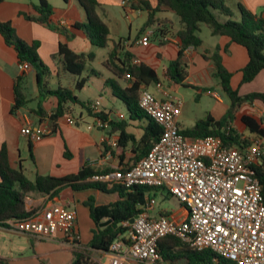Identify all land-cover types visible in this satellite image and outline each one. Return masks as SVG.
I'll return each instance as SVG.
<instances>
[{"label":"crops","instance_id":"crops-1","mask_svg":"<svg viewBox=\"0 0 264 264\" xmlns=\"http://www.w3.org/2000/svg\"><path fill=\"white\" fill-rule=\"evenodd\" d=\"M47 1L54 11L50 24L52 27L59 28L58 30L27 19V16H38L35 6L39 4V0H5L0 4V22H10L16 34L22 40L28 43L40 42L38 53L42 61L50 68L51 76L46 78V84L51 90H55L59 86L73 89L80 78H86L88 82L77 93V96L82 102L93 103L99 100V97L84 100L78 95L89 86L92 74L103 80L105 86H107L106 81L114 78V75L108 69V74L104 75L91 67L98 58L99 52H97V47L90 42L84 31L75 27L78 23L86 22V13L78 1ZM97 1L107 12L104 21L109 25L111 31V41L107 48H103L107 49V52L103 56V61H101L102 65L112 52L115 43L123 40L124 51L120 52L121 59L124 58V52H130L134 61L152 67L159 75L161 84H152L149 90L153 87L155 89L153 93L159 99H165L166 94L172 95L173 91L177 92L179 85H182L177 84L166 75L168 65L177 60L180 50V43L176 34L181 29V24L177 15L169 9L162 8L155 18L158 21H164L165 26L174 36L162 37L154 34L147 45H140L138 42L147 31L144 27L148 21L149 12L138 5V0H129L127 6L123 5L124 0ZM146 1L152 8L157 7L158 0ZM226 2L236 13L237 19L240 17L238 13L239 4L252 13L264 17V0H226ZM157 26L159 25L157 24ZM151 29L154 31L155 27L148 30ZM202 30L200 36L203 40V46L198 50L189 48L183 56V62L188 66V77L185 83L197 90L200 94L198 98L201 97V90L213 91L218 87L222 89L215 64L205 57L210 58L216 48L219 49L223 66L232 75L231 86L234 90H239L241 95L253 92L264 93V71L252 83L241 85L242 69L249 62L247 49L233 43L229 37L213 35L210 29L204 37L202 36ZM160 40L164 42V45L160 44ZM61 43L67 45L76 53L88 54L94 52L96 54L95 61L90 63L85 71L89 73L88 77H83L82 74L81 77L77 78L56 66L52 56L58 52ZM94 72L98 75H95ZM20 75L22 73L19 70L17 51L15 48L8 46L0 34V150L6 144L12 167L19 168L20 165H23L30 179H34L36 174L64 177L78 173L85 166H95L99 169H110L116 172L121 169L124 170V168H130L145 158L146 150L143 146L139 147V141L145 134L148 120L146 118L131 120L127 107L120 104L109 86L107 87H109L108 91H110L112 100L110 104L106 105L102 102L100 108V111L107 116L108 129L95 128L96 118L89 115L88 111L79 104L72 105L69 113L60 118L54 126L50 120V115L53 114L58 105V100L55 97L49 96L43 103L48 116L42 121L31 114L30 110L36 108L37 99L40 95L34 70L25 75L28 93L30 87L36 84V90L31 91L34 93L32 98L29 93V98L33 102L28 107L13 114L12 109L15 105L14 86ZM120 83L127 86L125 81H120ZM100 96H102L101 92ZM216 101V106L208 111L205 116L210 114L216 121H220L226 116L230 101L227 97H219ZM244 114L256 119L264 118V107L259 102L245 104L239 113V117ZM121 115H123V118L120 117ZM68 116L75 118L77 125L68 124ZM201 119H198V121ZM185 121L183 108L179 119L181 129H189L195 126L186 127ZM111 122L115 125L127 123L125 132L134 136L136 141L127 140L124 145H119L120 132H111ZM29 123L34 127L46 128L48 134L36 142H31L28 137L21 134V129ZM231 125L244 137H255V135L249 133L238 119ZM90 126L93 128L90 129ZM113 140H117L116 146L113 145ZM67 153L70 157H66ZM159 193L165 199L171 196L167 192L168 196H166L163 190H159L157 195ZM91 198L97 206H103L117 202L119 195L116 192L105 193L96 189L75 192L71 188H66L57 196L34 193L27 197L26 208L29 212H36L54 204L68 205L74 210L77 214L79 242L72 244L61 236L53 240H39L18 233L8 227H0V264L1 260L6 261L8 264H40L42 262L45 264H71L77 251L89 252L95 260L101 264H106L110 259L108 253L88 248L93 238V232L96 230V225L90 215V209L86 205ZM161 215H168L176 221H180L184 219L186 211L183 207L181 213H174L169 209L155 206L151 216L158 218ZM160 264L167 263L161 261Z\"/></svg>","mask_w":264,"mask_h":264},{"label":"trees","instance_id":"trees-1","mask_svg":"<svg viewBox=\"0 0 264 264\" xmlns=\"http://www.w3.org/2000/svg\"><path fill=\"white\" fill-rule=\"evenodd\" d=\"M4 1L0 0V4ZM77 1L86 13V22L78 23L75 27L84 31L95 47L107 48L111 41V31L109 25L104 21L107 14L105 8L97 0ZM138 2L139 6L149 12V18L144 29L148 30L155 27V36H174L165 26L164 21H158L155 18L162 8L173 11L180 20L181 29L176 34L180 43L178 58L168 65L166 71V75L177 84L191 87L185 83L188 77V66L183 62V56L187 49L198 50L203 46V40L200 36L203 26L209 28L213 35L229 37L233 43L247 49L249 62L242 69L241 85L252 83L264 71V17L252 13L241 4L238 5L240 17L237 19L236 13L227 4L226 0H158L156 8H152L146 0H138ZM35 10L38 16H27L28 20L46 25L54 30L59 29L52 27L50 24L54 11L47 0H39ZM0 34L8 46L16 49L19 63H30L36 72L40 95L37 99L36 108L30 110L32 115L41 121L48 116L43 103L49 96H53L58 100L57 108L50 115V120L54 126L60 118L69 113L70 107L75 104L81 105L88 111L89 115H93L92 103L82 102L77 96V93L87 84L88 79L80 78L73 89L59 86L57 89L51 90L46 84V78L51 76L50 68L42 61L38 53L40 42L28 43L22 40L16 34L10 22H0ZM123 43V40L115 43L112 52L103 62V66L114 75V78L106 81V85L112 89L114 97L127 107L131 120L143 118L148 120L145 134L139 141V147L143 146L147 155L160 139L162 130L140 109L139 99L142 90L149 89L152 84L160 85L161 80L152 67L135 63L130 52H124V58L121 59L120 52L124 51ZM160 44L164 45V42L160 40ZM205 57L215 64L222 91L229 99L230 106L222 120L216 121L209 114L204 119L199 120L194 127L181 129V133L192 138L220 137L225 145L244 149L251 143L252 138L244 137L236 128L232 127L231 124L238 119L249 133L264 138V118L256 119L245 114L239 117V113L245 104L259 102L264 107V93L253 92L241 95L239 90H234L231 86L232 75L223 66L218 48L213 51L210 58ZM95 59L96 54L94 52L88 54L76 53L62 43L59 45L58 52L52 56V60L59 69L61 68L64 72L77 78L81 77L88 65L94 62ZM94 74L98 75L95 72ZM25 75L18 76L15 81L13 114L28 107L33 102L29 98ZM120 81L127 82V86L121 85ZM97 116L102 121L107 122V116L104 112L100 111ZM126 124L115 125L113 122L110 123L112 133L120 132L119 145L121 146L127 140L136 141L134 136L125 132ZM66 157H70V155L67 153ZM253 171L261 184L264 198V160L261 164L254 166ZM112 173L114 172L110 169L85 166L78 173L64 177L36 174L34 179H30L23 165H20L19 168L12 167L7 145L4 144L0 150V227H9L7 224L9 220H23L32 217L35 211H27L26 199L34 193L57 196L66 188H71L75 192L87 189H96L105 193L116 192L119 195V200L115 203L97 206L92 198L86 203L90 209L91 218L96 225V230L93 232V238L88 248L109 253L115 240L119 236L127 234L130 230L131 219L137 217L142 212V207L148 201L155 199L157 192H159V189L147 186L127 188L121 182H97L92 180L94 176L110 175ZM104 223L107 225L102 226ZM158 251L161 261L167 264H178L180 261H183L184 264H235L230 260L219 257L212 250L195 251L181 239L172 235L159 240ZM1 264L8 263L1 260ZM71 264L101 263L95 260L89 252L77 251Z\"/></svg>","mask_w":264,"mask_h":264},{"label":"built area","instance_id":"built-area-1","mask_svg":"<svg viewBox=\"0 0 264 264\" xmlns=\"http://www.w3.org/2000/svg\"><path fill=\"white\" fill-rule=\"evenodd\" d=\"M128 2L124 0L123 5ZM153 35L152 29L147 30L138 44L147 45ZM19 70L27 74L34 68L23 62L19 63ZM206 93L220 97L212 90ZM139 107L160 126V139L134 166L110 175H97L92 180L121 182L127 188L147 186L163 190L178 199L186 215L180 221L168 215L153 218L156 200L148 201L127 234L111 245L106 264H160L158 243L169 235L195 251L212 250L235 264H264V198L253 171L264 160V138L255 136L246 148L238 149L225 145L220 137L185 136L179 123L183 101L169 94L159 99L149 89L142 90ZM100 108L99 100L91 104L96 118L94 127L108 129V122L97 116ZM67 122L77 125L71 116ZM21 134L36 142L48 130L29 123ZM113 145H117V140H113ZM7 224L8 228L39 240L61 236L77 244L80 239L77 214L64 204H54L30 218L9 220Z\"/></svg>","mask_w":264,"mask_h":264},{"label":"rangeland","instance_id":"rangeland-1","mask_svg":"<svg viewBox=\"0 0 264 264\" xmlns=\"http://www.w3.org/2000/svg\"><path fill=\"white\" fill-rule=\"evenodd\" d=\"M202 29H203L202 36L206 37L205 34L209 32V29L206 26H203ZM96 50L97 52H99V55L91 67L99 72H102L104 75H107L108 71L101 63V61H103V56L107 52V49L96 48ZM88 76H89V73H86V72L83 73V77H88ZM55 82L56 80L54 81V83ZM35 86L30 87L29 93L31 94V98L34 95V93L31 91L36 90ZM108 89L109 87L105 86L103 80L97 78L96 76L92 74L89 86L85 88L78 95L81 99H84V100L95 99L96 97H99L101 104L103 102L104 105H106V104H110L112 100L110 91H108ZM150 89L152 93L155 91L153 87ZM100 92L102 93V96H100ZM206 92L207 91L205 90H201V97L198 98L200 94L197 92V90L194 87H187V86H180V85L178 87L177 92H174V91L172 92V97H178L183 101L184 118L186 120L185 121L186 127L194 126L196 122L198 121V119H201V118L204 119V117H206L205 116L206 113L210 111L211 109H213L214 106H216L217 99L213 96L208 95ZM213 92H215L220 97H223V98L226 97L220 87L213 90ZM119 102L121 105L124 106V104L121 101ZM165 195L168 196L167 193ZM156 207L163 208V209H169L173 211L174 213L176 212L181 213L183 210V205L178 201L177 198L173 196H169L168 198L165 199L162 197L161 193H159L156 197ZM178 264H184V262L180 261Z\"/></svg>","mask_w":264,"mask_h":264},{"label":"water","instance_id":"water-1","mask_svg":"<svg viewBox=\"0 0 264 264\" xmlns=\"http://www.w3.org/2000/svg\"><path fill=\"white\" fill-rule=\"evenodd\" d=\"M137 217H135V218H133V219H131V221H130V224H133L134 222H135V219H136ZM107 224H102V226H106Z\"/></svg>","mask_w":264,"mask_h":264}]
</instances>
